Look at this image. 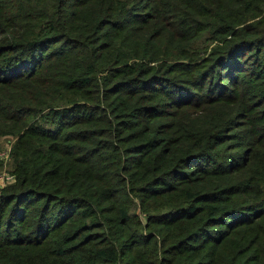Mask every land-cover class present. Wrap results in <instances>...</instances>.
<instances>
[{"label":"trees","instance_id":"trees-1","mask_svg":"<svg viewBox=\"0 0 264 264\" xmlns=\"http://www.w3.org/2000/svg\"><path fill=\"white\" fill-rule=\"evenodd\" d=\"M5 137L0 264H264V0H0Z\"/></svg>","mask_w":264,"mask_h":264},{"label":"rangeland","instance_id":"rangeland-1","mask_svg":"<svg viewBox=\"0 0 264 264\" xmlns=\"http://www.w3.org/2000/svg\"><path fill=\"white\" fill-rule=\"evenodd\" d=\"M11 143H12V138H10V137H5V138H2V139L0 140V148H1V150H2V152H3L4 154L7 153L8 148L10 147ZM2 152H1V153H2ZM6 163H7V162L4 161V162H3L4 165H2V167L0 168L1 173L3 172V174H4L5 171H7V170L9 169V167H10V165H7ZM8 179L11 180L12 177L9 176ZM3 182H4V180H2V181L0 180V184L3 183Z\"/></svg>","mask_w":264,"mask_h":264},{"label":"built area","instance_id":"built-area-1","mask_svg":"<svg viewBox=\"0 0 264 264\" xmlns=\"http://www.w3.org/2000/svg\"><path fill=\"white\" fill-rule=\"evenodd\" d=\"M0 156H1V157H6V153L4 154V153L2 152V153H0ZM8 177H9V176H6V175L2 174V175L0 176V180H1V181H2V180H4V181H5V180H9Z\"/></svg>","mask_w":264,"mask_h":264}]
</instances>
